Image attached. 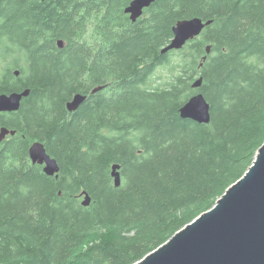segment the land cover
I'll return each instance as SVG.
<instances>
[{"label": "trees", "instance_id": "16d2710c", "mask_svg": "<svg viewBox=\"0 0 264 264\" xmlns=\"http://www.w3.org/2000/svg\"><path fill=\"white\" fill-rule=\"evenodd\" d=\"M130 2L0 0V95L31 90L0 114L16 131L0 143V264H134L211 209L264 143V0H156L136 22ZM193 17L213 23L163 54ZM161 68L169 81L153 86ZM198 92L208 124L180 115ZM35 142L58 178L32 163Z\"/></svg>", "mask_w": 264, "mask_h": 264}, {"label": "water", "instance_id": "95a60500", "mask_svg": "<svg viewBox=\"0 0 264 264\" xmlns=\"http://www.w3.org/2000/svg\"><path fill=\"white\" fill-rule=\"evenodd\" d=\"M156 0H131L125 8L132 22L144 15L146 9ZM213 20L193 17L178 21L172 28L173 37L161 52L182 49L189 41L200 37ZM64 47V41H58ZM211 53V46L206 48ZM207 56L203 57L200 67ZM19 75V71L15 70ZM203 84V77L197 78L193 88ZM97 86L91 94L103 90ZM31 93L30 89L0 95V114L19 111L22 102ZM88 95L77 93L67 102L69 112H75L85 102ZM184 119L199 123L211 122V105L202 92L191 96L180 108ZM16 131L0 128V143ZM33 164L43 166L49 176L59 177L60 166L41 142H35L29 149ZM112 175L115 185L121 186L120 165L114 164ZM83 205L91 204V197L84 191ZM134 264H264V143L258 149L255 160L246 173L229 186L215 205L202 213L191 223L177 231L168 241L147 254Z\"/></svg>", "mask_w": 264, "mask_h": 264}, {"label": "rangeland", "instance_id": "374dc122", "mask_svg": "<svg viewBox=\"0 0 264 264\" xmlns=\"http://www.w3.org/2000/svg\"><path fill=\"white\" fill-rule=\"evenodd\" d=\"M169 81V71L167 68H161L157 73V80L154 82L153 86L158 84H164Z\"/></svg>", "mask_w": 264, "mask_h": 264}]
</instances>
